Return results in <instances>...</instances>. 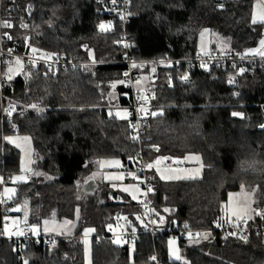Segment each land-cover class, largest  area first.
<instances>
[{
	"label": "trees",
	"instance_id": "1",
	"mask_svg": "<svg viewBox=\"0 0 264 264\" xmlns=\"http://www.w3.org/2000/svg\"><path fill=\"white\" fill-rule=\"evenodd\" d=\"M253 4L254 0H129L125 24L116 21L110 26L107 9L96 0L5 2L11 23L6 32L20 50L99 63L58 71L44 64L23 65V71L9 79L3 74L8 61L0 63V192L19 169L20 153L5 140L8 133L29 135L33 169L54 175L17 185L3 223L0 216V264H84L81 236L86 226L94 229L91 264H146L155 254L161 264H264V231L252 230L244 238L201 232L195 240H177L182 255L177 260L169 255L167 232L182 223L208 230L223 217L228 194L240 189L251 193L260 210L259 216L246 221L264 226V69L258 63L238 67L236 75V68L227 65L209 71L197 68L191 71V85L177 80L182 63L138 71L152 112L144 159L153 165L162 157L183 160L198 154L202 160L198 179L162 180L152 169L150 196L162 217L155 225L162 232L155 238L143 233L131 247L120 237L112 239L109 229L119 216L125 228L143 230L141 202L90 177L95 161L102 158H119L129 170L135 167L138 149L130 119L120 120L112 112L114 106L128 107L130 96L122 81L125 66L114 61L128 53L139 60L208 52L254 55L248 50L263 36L264 23L253 21ZM203 31L209 34L211 51H199ZM123 33L131 42L128 50L114 43ZM217 36L223 39V52L211 43ZM115 77L121 80L112 85ZM87 180L96 188L80 191L78 186ZM23 200L29 205L28 224L53 217L75 220L74 230L46 237L31 232L30 238L8 233L11 208ZM45 238L50 239L48 245Z\"/></svg>",
	"mask_w": 264,
	"mask_h": 264
},
{
	"label": "built area",
	"instance_id": "2",
	"mask_svg": "<svg viewBox=\"0 0 264 264\" xmlns=\"http://www.w3.org/2000/svg\"><path fill=\"white\" fill-rule=\"evenodd\" d=\"M11 0H0V63L5 64L8 60H17L20 64L35 67L40 64H44L54 71L64 69L79 64H96L99 61L89 59L81 60L76 57H66L63 55L52 54L48 51L30 49L23 51L19 49V46L15 43H11V38L6 32V28L10 25V21L7 19L6 12L4 11L5 2ZM100 5L107 9L108 24L112 26L114 22L121 21L123 24L126 22V15L129 7V0H96ZM264 6V0H258ZM116 45H121L128 50L131 46L129 37L123 33L120 39L114 41ZM114 63L122 64L125 66V74L122 81L127 89L130 90L129 103H128V115L130 119L132 138L135 140L138 152L133 158L134 171L141 177L139 182L140 187L144 190V197L141 201V206L144 215V228L140 229H127L123 225V218L121 216L115 218V222L109 229V235L112 239L120 237L129 247L133 246L142 234H149L152 239L155 238L161 230L156 229L155 225L161 221V215L153 208L152 199L150 196V189L155 176L152 172L153 165L147 163L143 156V148L147 142L146 136V124L152 112L147 105H143L140 98V92L137 87V83L142 81V76L138 71H142L149 66L153 67H172L173 65L179 67L183 64V69L178 73L177 80L184 85H191L193 83V77L191 71L200 68L204 71H209L213 67L229 66L236 68L233 75L237 74L238 67H248L256 65L261 69H264V56L263 55H247L241 53H217L208 52L200 54L194 57L187 58H155V59H136L129 53L119 60H115ZM135 65V67L133 66ZM167 78L171 81L169 73L166 74ZM233 75L228 78L229 83L232 82ZM156 73L153 72L150 75V79H155ZM232 85V84H231ZM2 89V81L0 80V91ZM151 165V167H149ZM186 165L185 161H175L173 158L166 159V167L182 168ZM8 203V199L5 198L0 192V216L2 223L3 217L6 213L5 206ZM252 230L261 232L264 231V226H256L249 224L244 219H227L224 217H218L213 221V224L208 230H201L191 227L188 223H182L179 226H174L168 230L169 240H181L184 238H190L195 240L199 233L206 231H217L221 234H234L240 237H246ZM3 228H0V238L3 236ZM22 236L24 238H30L32 236L31 231L27 226L21 229ZM44 241L48 245L49 238H45ZM146 264H161L157 254L152 255L150 260Z\"/></svg>",
	"mask_w": 264,
	"mask_h": 264
},
{
	"label": "rangeland",
	"instance_id": "3",
	"mask_svg": "<svg viewBox=\"0 0 264 264\" xmlns=\"http://www.w3.org/2000/svg\"><path fill=\"white\" fill-rule=\"evenodd\" d=\"M256 3L257 0H254ZM253 17L255 20L264 23V7L261 5L253 6ZM106 24V23H105ZM11 25V23H10ZM104 26V25H103ZM9 27V26H8ZM264 36H262L257 44L248 50L250 54H260L264 56ZM209 40L207 38L206 31H203L199 39V51L207 52L211 51L209 48ZM214 48L218 52L224 51L223 39L219 36L215 37L211 41ZM23 71V65L17 60H8L4 69V76L6 78H12L17 76ZM118 78L110 79L112 85L119 83ZM143 84H138V90L140 92V98L143 105H147V95L143 87ZM115 96V95H114ZM116 97V96H115ZM112 112L120 120H128V109L126 106H114ZM7 138V139H6ZM5 140L15 147L19 153V169L11 177L10 185H3L1 188L2 195L11 201L16 194L18 184L29 181L33 177H41L43 180H51L54 175L41 174L33 169V143L29 135L8 133L5 135ZM166 159L162 157L160 159V165L155 169V174L162 180H179V179H198L202 174V160L198 154H191L185 158L186 165L182 168L166 167ZM175 161H180L173 159ZM183 161V160H182ZM93 180L104 181L109 186L120 192V194L127 195L130 200L141 202L145 193L140 187L139 177L134 170H129L124 166L119 158H102L95 161L94 169L90 174ZM127 179H130L127 181ZM120 196V195H119ZM121 197V196H120ZM119 197V199H121ZM12 215L8 217L7 232L14 236H21V228L27 224L30 228L33 236H49L58 234H70L76 225V221L56 220L53 217L42 220L41 222L27 223V217L30 214L28 201L23 200L21 203L14 205L11 208ZM16 213V214H15ZM20 213V214H18ZM222 214L228 218L251 220L260 215V210L254 205L251 193L246 189H240L238 191H232L228 194L226 201L222 204ZM143 224L142 220L139 221ZM93 228L86 226L82 230V244L84 253V264H91V236L93 234ZM201 238L198 239V241ZM120 240L118 239V242ZM169 255L173 259H182L180 254V248L177 240H169ZM134 264V263H129Z\"/></svg>",
	"mask_w": 264,
	"mask_h": 264
},
{
	"label": "water",
	"instance_id": "4",
	"mask_svg": "<svg viewBox=\"0 0 264 264\" xmlns=\"http://www.w3.org/2000/svg\"><path fill=\"white\" fill-rule=\"evenodd\" d=\"M31 8V5H28V12H30ZM78 187L80 191L92 192L96 188V184L93 182V180H87Z\"/></svg>",
	"mask_w": 264,
	"mask_h": 264
},
{
	"label": "crops",
	"instance_id": "5",
	"mask_svg": "<svg viewBox=\"0 0 264 264\" xmlns=\"http://www.w3.org/2000/svg\"><path fill=\"white\" fill-rule=\"evenodd\" d=\"M255 5H261V6H263L258 0H257V2L255 3L254 2V4H253V6H255ZM264 7V6H263ZM252 19H253V21L254 22H260V21H257V20H255L254 19V17H253V13H252ZM263 23V22H262ZM207 33V38H208V40H209V34H208V32H206ZM263 36H264V29H263ZM254 55H260V54H254ZM144 83V78L142 79V81L140 82V83ZM140 83H138V84H140ZM141 85H143V84H141ZM187 157V156H186ZM160 159L161 158H159L156 162H153L154 164H153V169H154V173H155V169L157 168V167H159V165H160ZM185 160V158H183V161ZM223 217H225V218H227V219H233V218H228V217H226V216H224L223 215ZM239 219V218H238Z\"/></svg>",
	"mask_w": 264,
	"mask_h": 264
},
{
	"label": "snow or ice",
	"instance_id": "6",
	"mask_svg": "<svg viewBox=\"0 0 264 264\" xmlns=\"http://www.w3.org/2000/svg\"><path fill=\"white\" fill-rule=\"evenodd\" d=\"M6 26H10V25H7V23H6ZM104 26L103 25H101V28H103ZM9 38H11V37H9ZM262 44H264V41H262ZM134 67H135V65H133ZM155 115V114H154ZM233 116H241L242 114L241 113H233L232 114ZM262 127H264V126H262ZM7 139V138H6ZM149 167H151V165H149ZM246 239V238H245Z\"/></svg>",
	"mask_w": 264,
	"mask_h": 264
}]
</instances>
